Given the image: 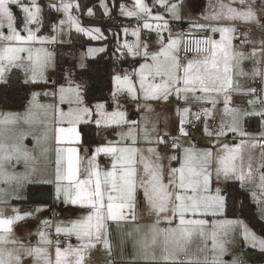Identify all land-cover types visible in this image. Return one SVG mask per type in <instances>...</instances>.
<instances>
[{
    "label": "snow or ice",
    "instance_id": "snow-or-ice-1",
    "mask_svg": "<svg viewBox=\"0 0 264 264\" xmlns=\"http://www.w3.org/2000/svg\"><path fill=\"white\" fill-rule=\"evenodd\" d=\"M252 257L264 0H0V264Z\"/></svg>",
    "mask_w": 264,
    "mask_h": 264
},
{
    "label": "rangeland",
    "instance_id": "rangeland-1",
    "mask_svg": "<svg viewBox=\"0 0 264 264\" xmlns=\"http://www.w3.org/2000/svg\"><path fill=\"white\" fill-rule=\"evenodd\" d=\"M173 106H175V105H173ZM29 145H30V142H29ZM100 257H101V254H99V253L94 254V260L99 261V260H100ZM251 259H252L253 261H255V262H260V261L256 260L255 257H252Z\"/></svg>",
    "mask_w": 264,
    "mask_h": 264
},
{
    "label": "built area",
    "instance_id": "built-area-1",
    "mask_svg": "<svg viewBox=\"0 0 264 264\" xmlns=\"http://www.w3.org/2000/svg\"><path fill=\"white\" fill-rule=\"evenodd\" d=\"M255 264H261V262H255Z\"/></svg>",
    "mask_w": 264,
    "mask_h": 264
},
{
    "label": "crops",
    "instance_id": "crops-1",
    "mask_svg": "<svg viewBox=\"0 0 264 264\" xmlns=\"http://www.w3.org/2000/svg\"><path fill=\"white\" fill-rule=\"evenodd\" d=\"M186 26V25H185Z\"/></svg>",
    "mask_w": 264,
    "mask_h": 264
}]
</instances>
